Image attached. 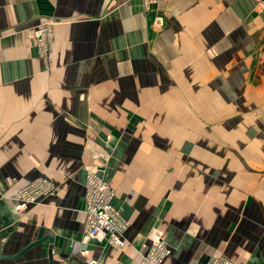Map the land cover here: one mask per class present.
<instances>
[{"label": "crops", "instance_id": "obj_1", "mask_svg": "<svg viewBox=\"0 0 264 264\" xmlns=\"http://www.w3.org/2000/svg\"><path fill=\"white\" fill-rule=\"evenodd\" d=\"M260 2L167 0L158 31L154 10L142 0H0V264H50L49 246L52 264L92 258L139 264L156 229L171 250L164 264H205L211 257L264 264V184L254 187L238 175L230 197L224 182L189 184L186 192L161 183L123 190L115 183L113 158L93 160L88 149L103 144L98 112L110 109L104 98L121 83L132 87L136 70L148 61L162 79L181 70L182 78L218 80L217 93H233L235 104L238 94L263 98ZM44 23L54 30L49 56L30 35ZM185 63L201 66L186 74ZM92 168L105 176L115 208L130 223L122 246L83 242L85 173ZM39 179L52 191L19 208L17 193ZM38 240L20 257H3Z\"/></svg>", "mask_w": 264, "mask_h": 264}, {"label": "rangeland", "instance_id": "obj_2", "mask_svg": "<svg viewBox=\"0 0 264 264\" xmlns=\"http://www.w3.org/2000/svg\"><path fill=\"white\" fill-rule=\"evenodd\" d=\"M153 20L154 16L153 29L161 30L163 27L157 28ZM53 44L54 41L51 48ZM36 45L40 54H44L43 48L37 42ZM199 65L183 66L187 68L186 74H194L191 70ZM140 68L131 80L132 87L121 83L114 86V94L103 97L110 108L98 112L103 144H88L93 160L99 158L95 154H101L99 159H104L105 164L113 158L117 187L121 184L125 190L126 185L134 188L135 184L148 183L154 189L155 184L161 183L171 186L169 190L186 192L185 186L189 184L224 185V182L225 196L230 197L238 175L244 177L241 182H251L254 187L256 182L264 184V95L262 98L250 92L238 94L235 104L233 93L222 96L217 93L218 80L182 78L185 73L181 70L176 76L169 74L170 79H162V71L149 61L140 64ZM226 81L233 92L234 80ZM210 90L214 94H208ZM247 169L257 171L258 175L249 174ZM94 171L87 169L86 178ZM99 175L106 181L103 174ZM123 219L128 229L130 223ZM216 258L233 264L228 257Z\"/></svg>", "mask_w": 264, "mask_h": 264}, {"label": "built area", "instance_id": "obj_3", "mask_svg": "<svg viewBox=\"0 0 264 264\" xmlns=\"http://www.w3.org/2000/svg\"><path fill=\"white\" fill-rule=\"evenodd\" d=\"M146 10L153 8V23L157 28L164 25L163 10L167 0H142ZM264 7V1L260 2ZM32 38L39 46L43 48V55L50 53L51 45L54 39L53 30L50 24L44 23L35 27L31 32ZM95 157H101V154H95ZM53 189L46 179H39L22 188L17 193V200L20 208H25L28 204L37 202L45 194ZM85 213L86 230L83 236V242L90 240H106L112 246H122L124 242L123 233L127 229V223L119 215L114 207L113 200L115 192L104 181L97 171L87 175L85 185ZM162 232H156L151 239V245L146 254H144L139 264H163L164 259L170 254L169 248L165 245ZM88 264H100L92 258ZM207 264H228L222 258H214Z\"/></svg>", "mask_w": 264, "mask_h": 264}, {"label": "water", "instance_id": "obj_4", "mask_svg": "<svg viewBox=\"0 0 264 264\" xmlns=\"http://www.w3.org/2000/svg\"><path fill=\"white\" fill-rule=\"evenodd\" d=\"M41 240H38V241H35V242H32L31 244H29L27 247L23 248L18 254H16L15 256H3V257H6L8 259H15L17 257H20L22 256L25 252H27L29 249L33 248L34 246L38 245ZM51 247L49 246L48 248V255H49V258H50V264H52V258H51Z\"/></svg>", "mask_w": 264, "mask_h": 264}, {"label": "bare ground", "instance_id": "obj_5", "mask_svg": "<svg viewBox=\"0 0 264 264\" xmlns=\"http://www.w3.org/2000/svg\"><path fill=\"white\" fill-rule=\"evenodd\" d=\"M17 198V197H16ZM18 201V200H17ZM18 203H19V201H18ZM19 208H20V203H19V206H18Z\"/></svg>", "mask_w": 264, "mask_h": 264}]
</instances>
